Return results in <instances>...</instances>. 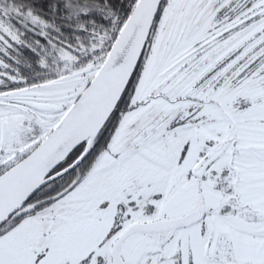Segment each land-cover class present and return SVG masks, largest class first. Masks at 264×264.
Masks as SVG:
<instances>
[{
	"label": "snow or ice",
	"instance_id": "1",
	"mask_svg": "<svg viewBox=\"0 0 264 264\" xmlns=\"http://www.w3.org/2000/svg\"><path fill=\"white\" fill-rule=\"evenodd\" d=\"M0 264H264V0H0Z\"/></svg>",
	"mask_w": 264,
	"mask_h": 264
},
{
	"label": "trees",
	"instance_id": "2",
	"mask_svg": "<svg viewBox=\"0 0 264 264\" xmlns=\"http://www.w3.org/2000/svg\"><path fill=\"white\" fill-rule=\"evenodd\" d=\"M39 2L43 3V2H44V0H39Z\"/></svg>",
	"mask_w": 264,
	"mask_h": 264
}]
</instances>
